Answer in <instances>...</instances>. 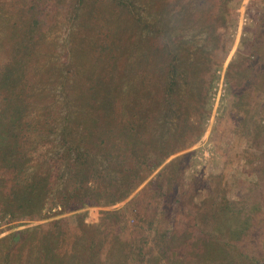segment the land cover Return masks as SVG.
Here are the masks:
<instances>
[{"label": "rangeland", "instance_id": "rangeland-1", "mask_svg": "<svg viewBox=\"0 0 264 264\" xmlns=\"http://www.w3.org/2000/svg\"><path fill=\"white\" fill-rule=\"evenodd\" d=\"M0 264H264V0H0Z\"/></svg>", "mask_w": 264, "mask_h": 264}, {"label": "trees", "instance_id": "trees-1", "mask_svg": "<svg viewBox=\"0 0 264 264\" xmlns=\"http://www.w3.org/2000/svg\"><path fill=\"white\" fill-rule=\"evenodd\" d=\"M175 67L172 68L171 73L168 76V80L167 83L170 85L169 88L165 89L167 91H171V88L173 87V85L176 83V73H175ZM148 93H151V91L148 92H144L143 96L145 99H147L149 97ZM134 95V99L137 100L138 98H141L140 93H132V96ZM168 95H170V93H168ZM134 107H137V109H133V110H137L134 112V114L139 115L140 117H143L146 119L147 116H149L151 114V116L153 117V110L151 109V106H141L139 107L138 105H136L135 103H133ZM144 144L143 139H136L134 140V142L132 143V146H134L135 148H137L138 150L142 149V145ZM173 152V151H172ZM170 154H166L164 156H157L155 157L156 159L153 160L151 163H148L147 160V156H141L140 160L141 162H143V167H138V169H135L134 171L130 170L129 174L127 176V180L125 183L122 182H116L115 183V187L117 188V191L114 192H110L109 195H106V202L108 201H115L116 199H119L121 197H123L124 195H126L130 189L131 185H135L136 182L141 181L144 176L150 172V168L151 167H158L160 163L163 162V160L165 159V157L169 156ZM16 164L15 162H12V165ZM149 164V165H148ZM147 166V169H145V167ZM150 167V168H149ZM86 180L82 179V181H80V184L82 186L83 192L86 191V189L89 187L86 185ZM156 190L159 191V194L161 193V186H159V184H156ZM46 190V183H45V179H42L40 181V184L38 185V187L36 189H30L29 188V184L27 186H20L18 188H16V201H17V206L18 207H23L25 208V215H30V214H34V213H38L41 210V194L42 191ZM38 191V192H37ZM91 191H95V189L93 188H88V190L86 191V193H84L79 199L80 203L82 205V203L88 202L87 201V194L89 193L90 195H93L94 197L91 199V201L89 202H96L94 198L97 197H103V195L105 194L104 191H102L101 193H98V188H96V193H91ZM37 192V193H36ZM117 194V195H116ZM122 194V196H121ZM74 194H71L69 197V200L74 198Z\"/></svg>", "mask_w": 264, "mask_h": 264}]
</instances>
